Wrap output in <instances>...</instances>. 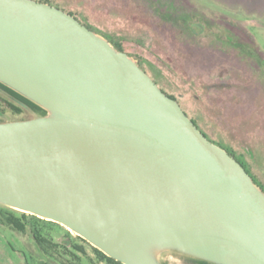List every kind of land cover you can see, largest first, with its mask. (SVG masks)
I'll use <instances>...</instances> for the list:
<instances>
[{"label": "water", "instance_id": "obj_1", "mask_svg": "<svg viewBox=\"0 0 264 264\" xmlns=\"http://www.w3.org/2000/svg\"><path fill=\"white\" fill-rule=\"evenodd\" d=\"M0 83L47 114L0 123V205L121 264H264V192L125 52L71 14L0 0Z\"/></svg>", "mask_w": 264, "mask_h": 264}, {"label": "rangeland", "instance_id": "obj_2", "mask_svg": "<svg viewBox=\"0 0 264 264\" xmlns=\"http://www.w3.org/2000/svg\"><path fill=\"white\" fill-rule=\"evenodd\" d=\"M47 2L72 12L112 46L159 74V86L175 96L209 137L243 159L264 190V0ZM187 20L201 32L191 35ZM233 41L240 47L232 46ZM32 116L6 112L0 120ZM46 232L56 242L66 235L53 225ZM77 244L92 256L88 245ZM33 252L28 237L0 226V264H26L24 255ZM186 258L173 251L159 255L162 263L192 264Z\"/></svg>", "mask_w": 264, "mask_h": 264}, {"label": "trees", "instance_id": "obj_3", "mask_svg": "<svg viewBox=\"0 0 264 264\" xmlns=\"http://www.w3.org/2000/svg\"><path fill=\"white\" fill-rule=\"evenodd\" d=\"M35 1L48 4L47 0H35ZM185 26L187 27L188 32L191 35L198 34L202 30L201 27H199L196 22H190L188 20L185 22ZM221 33L219 32V34ZM230 44L232 46L235 45L234 47H240L236 41L230 42ZM113 47L119 52H124L118 45L117 46L113 45ZM137 64L147 74L150 73V75L149 74L148 75L167 96L171 97L172 99L178 102V100L175 98L173 94L167 93L163 88L159 86L157 82L158 81L157 77L159 76V74L153 73L152 70H150L149 68H148L149 70L148 69L146 70V68L143 67L144 63H137ZM182 110L210 142L223 148L224 150L227 151L229 155L235 158L242 165L245 171L250 175L253 182L259 187L257 181L252 176L249 168L246 166L243 159L239 158L236 153L230 151L218 140H214L211 137H209L207 133L203 131L202 128L199 126L198 122L192 117H190L183 108ZM6 112H10L14 115H18L23 112H29L30 114L33 115L32 117L23 120L32 119L34 117H42L47 114V112L40 106L36 105L35 103L31 102L30 100L21 96L17 92L13 91L12 89L0 83V114H5ZM15 121H22V119ZM3 122L5 121L0 120V123ZM260 189L262 190V188ZM262 191L264 192V190ZM52 225L59 226L66 231V235L64 236L62 241L56 242L47 234L46 228ZM0 226L4 228H8L18 236L28 237V239L31 240L34 254L31 257L24 255L26 264H121L120 262H117L114 259L106 256L100 250L92 247L88 242H86L81 237L79 236L71 237L69 231L57 223H54L52 221H47L38 218L34 215L23 213L1 205H0ZM77 242H81L85 245H88L91 248L92 256H90L86 252L83 245H79L77 244ZM186 260L192 264H211L209 262L197 260L193 258H186Z\"/></svg>", "mask_w": 264, "mask_h": 264}, {"label": "flooded vegetation", "instance_id": "obj_4", "mask_svg": "<svg viewBox=\"0 0 264 264\" xmlns=\"http://www.w3.org/2000/svg\"><path fill=\"white\" fill-rule=\"evenodd\" d=\"M54 7L60 9V7H57V6H54ZM61 10H64V9H61ZM65 12L68 13V14H71V15H72L73 17H75L79 22H81L83 25H85L86 27H88L89 29H91L90 26H89L86 22L80 20V18L77 17L76 15H74L72 12H70V11H65ZM91 30H92V29H91ZM125 53H126V52H125ZM126 54H127V53H126ZM211 264H212V263H211Z\"/></svg>", "mask_w": 264, "mask_h": 264}]
</instances>
